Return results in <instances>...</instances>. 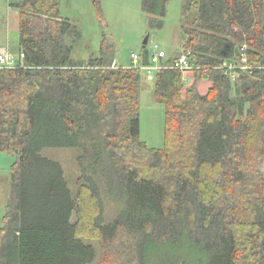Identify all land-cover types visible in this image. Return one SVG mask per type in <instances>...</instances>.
I'll use <instances>...</instances> for the list:
<instances>
[{
  "label": "trees",
  "instance_id": "16d2710c",
  "mask_svg": "<svg viewBox=\"0 0 264 264\" xmlns=\"http://www.w3.org/2000/svg\"><path fill=\"white\" fill-rule=\"evenodd\" d=\"M62 2L11 3L21 58L0 67V152L16 158L0 264H89L91 238L111 252L118 240L136 264H264V0H183L182 50L155 70L160 149L140 138L143 69L74 59L82 35ZM168 2L141 0L152 29ZM184 52L191 85L176 67ZM47 148L77 152L76 192ZM103 195L121 207L110 223Z\"/></svg>",
  "mask_w": 264,
  "mask_h": 264
},
{
  "label": "rangeland",
  "instance_id": "374dc122",
  "mask_svg": "<svg viewBox=\"0 0 264 264\" xmlns=\"http://www.w3.org/2000/svg\"><path fill=\"white\" fill-rule=\"evenodd\" d=\"M182 6L183 0H169L164 27L161 29L150 27L141 0H100V9L93 0H63L61 14L75 24L82 35L81 39L73 44L74 59L86 63L89 58H97L106 53L111 54L119 65H131V53L141 52L143 41L148 34L150 38L147 47L150 48L152 43H157L159 48L166 52V59L174 58L179 54L184 43V33L181 28ZM9 8L17 10L11 5V0H0V41L7 35L12 39L14 33H18V22H6ZM188 22H194L193 15L189 17ZM69 42L71 43L70 40ZM155 76V70L142 71L140 138L150 147L160 149L165 146L166 107L155 96ZM185 77L188 79L185 85L194 82L193 71H187ZM211 85L210 80H201L200 92L207 93ZM42 153L61 163L69 186L73 192H76L78 188L76 183L80 176L77 152L70 148H47ZM15 159L13 155L0 152V225L3 223L6 202L10 195V172ZM104 201L105 222L110 223L117 217L121 207L105 196ZM73 220H77L76 215ZM122 236L126 238L125 235ZM87 240L93 242L97 248L96 257L89 264H136L132 258L131 261L128 260L129 256L124 253L123 245L118 244V240L114 242V245H117V252L114 250L111 252L110 245L106 248L101 239ZM243 251L246 250L243 248Z\"/></svg>",
  "mask_w": 264,
  "mask_h": 264
},
{
  "label": "built area",
  "instance_id": "2783aa9c",
  "mask_svg": "<svg viewBox=\"0 0 264 264\" xmlns=\"http://www.w3.org/2000/svg\"><path fill=\"white\" fill-rule=\"evenodd\" d=\"M150 49V64L148 66L143 64V55L142 50L139 53L133 52L131 53V62L132 66L135 68L143 69V70H157L162 67L161 59L165 57L167 54L164 50L160 49L157 43H152ZM9 55L7 53H3L0 55V67L9 66ZM177 68L183 70L184 72L192 70L194 66L189 62V52H184L176 65ZM228 69L234 72L233 70L236 68L234 64L227 65ZM234 77L235 74H232Z\"/></svg>",
  "mask_w": 264,
  "mask_h": 264
},
{
  "label": "crops",
  "instance_id": "0c3cea01",
  "mask_svg": "<svg viewBox=\"0 0 264 264\" xmlns=\"http://www.w3.org/2000/svg\"><path fill=\"white\" fill-rule=\"evenodd\" d=\"M10 9V8H9ZM8 9L6 22H18V33H14V36L0 41V55L7 53L9 55V67L15 66L19 63L21 58L20 54V33H19V15L17 10ZM9 29L7 27V33Z\"/></svg>",
  "mask_w": 264,
  "mask_h": 264
},
{
  "label": "water",
  "instance_id": "95a60500",
  "mask_svg": "<svg viewBox=\"0 0 264 264\" xmlns=\"http://www.w3.org/2000/svg\"><path fill=\"white\" fill-rule=\"evenodd\" d=\"M11 3H18V0H11ZM149 34L145 37L143 41L142 46V55H143V64L148 66L150 64V49L147 47V44L149 42ZM237 51L239 52V48H237Z\"/></svg>",
  "mask_w": 264,
  "mask_h": 264
}]
</instances>
